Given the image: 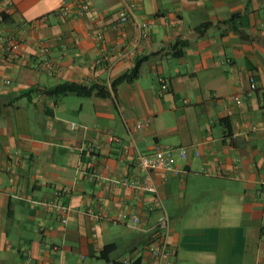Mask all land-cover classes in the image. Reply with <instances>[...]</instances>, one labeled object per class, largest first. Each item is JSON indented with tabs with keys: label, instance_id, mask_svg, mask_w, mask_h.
I'll return each mask as SVG.
<instances>
[{
	"label": "crops",
	"instance_id": "1",
	"mask_svg": "<svg viewBox=\"0 0 264 264\" xmlns=\"http://www.w3.org/2000/svg\"><path fill=\"white\" fill-rule=\"evenodd\" d=\"M64 81L103 93L42 91ZM158 147L180 174L138 166ZM55 188H67L66 223ZM163 211L170 255L160 260ZM124 259L264 264V0H0V264Z\"/></svg>",
	"mask_w": 264,
	"mask_h": 264
},
{
	"label": "built area",
	"instance_id": "2",
	"mask_svg": "<svg viewBox=\"0 0 264 264\" xmlns=\"http://www.w3.org/2000/svg\"><path fill=\"white\" fill-rule=\"evenodd\" d=\"M62 6L63 8L58 9L56 11V13H61V12H66L67 6L65 2H62ZM81 10H86L88 8L86 3H83L80 6ZM128 16L124 11L119 12V24L127 21ZM143 27H145V23L141 24ZM6 45L9 46L14 42V37L13 36H9L6 38ZM43 50L44 51H48V47L47 46H43ZM47 68H50L51 70L53 69V63L49 64L46 66ZM249 85L250 88L254 89L255 88V79L254 77L251 75L249 77ZM161 90H165L167 88V84L165 82L161 83L160 86ZM236 102H238V99H235ZM148 123V120H146L144 123H138L136 124V128L140 129L142 128L144 125H146ZM75 124L72 123L71 127H74ZM118 140L114 135L110 134L108 136V143H111L113 141ZM177 154L180 158H184L186 156V151L183 148H180L177 151ZM195 154H197V152H195ZM137 162H138V166L144 170L147 173H149L150 171L153 170H160V171H166L169 172L171 174H180L181 170L180 168L176 165V158L175 155L172 151V149L170 148H163V147H158L155 152L153 154L150 155H145V154H137ZM124 182H126V180H124ZM131 185L134 188H138V189H143L146 190L148 192H151L155 195V205L161 207L162 206V202L161 199L159 198V196L156 195V189L154 186H152L147 179L144 180H133L131 182ZM67 190V188H55V190L52 192L51 194V202L54 205V207H56V212H57V216L59 217V220L61 221V223H66L67 222V217L70 211V207L65 204V203H58L59 201V196L65 192ZM41 202L46 205L47 200H46V196L44 197L43 200H41ZM138 222V217L135 215H130L129 216V220H128V224L129 225H135ZM169 229H170V221H169V216L167 215V213L165 211L162 212V214L159 216L158 218V223H157V229H156V233H155V239L156 242L158 244V247L155 250V253L158 255V257L161 259H166L169 255H170V251L168 248V242H167V236L169 233ZM123 263L125 264H129V260L128 259H124ZM259 264H263V263H259Z\"/></svg>",
	"mask_w": 264,
	"mask_h": 264
},
{
	"label": "trees",
	"instance_id": "3",
	"mask_svg": "<svg viewBox=\"0 0 264 264\" xmlns=\"http://www.w3.org/2000/svg\"><path fill=\"white\" fill-rule=\"evenodd\" d=\"M1 18L2 20L8 21V17L6 14H2ZM202 26L203 27L207 26V23H204ZM137 72H138V63L133 67L131 71L125 72L120 76H118L117 78H115L111 83L112 87L114 88V85H116L117 83L132 80L133 78L136 77ZM102 89L103 86L97 84L85 85L76 82L64 81V82L56 83L51 87L43 88L42 91L49 97L53 98L54 101H56L68 94H75L77 96H82V97L91 96L93 94L102 95L103 93Z\"/></svg>",
	"mask_w": 264,
	"mask_h": 264
}]
</instances>
